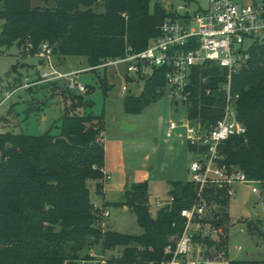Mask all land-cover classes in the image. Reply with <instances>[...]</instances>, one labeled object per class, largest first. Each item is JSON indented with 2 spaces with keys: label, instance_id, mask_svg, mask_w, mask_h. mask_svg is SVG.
<instances>
[{
  "label": "trees",
  "instance_id": "16d2710c",
  "mask_svg": "<svg viewBox=\"0 0 264 264\" xmlns=\"http://www.w3.org/2000/svg\"><path fill=\"white\" fill-rule=\"evenodd\" d=\"M38 1L43 6H33V0H0V47L16 46L25 58L46 42L54 56L80 58L97 67L122 57L127 46L145 49L166 17L165 8L157 3L151 6V0ZM163 76V69L155 70L139 95L125 96L124 113L138 115L161 99ZM203 77L207 84L202 83ZM191 81L189 119L203 123L218 118L223 97L217 91V83L223 81L219 70L196 68ZM99 88L105 95L111 87L102 79ZM207 88L209 95H205ZM231 92L238 94L236 113L246 135L226 142L225 164L264 182V41H255L249 48L246 67L232 76ZM78 108L71 104V113L62 114L57 134L52 129L38 136L0 133V264H92L95 260L89 251L95 247L102 252L122 248L119 257L103 264H160L169 258L164 248L183 230L180 211L191 203L192 183H170L172 205L154 217L147 183H126L123 202L117 205L135 215L142 233L102 230L88 186L94 182L96 193L103 188L102 118L91 112L80 114ZM227 201L221 202L224 210L217 225L226 217ZM226 238L224 234L216 244L206 242L209 247L225 246ZM227 264H264V260L230 259Z\"/></svg>",
  "mask_w": 264,
  "mask_h": 264
},
{
  "label": "rangeland",
  "instance_id": "374dc122",
  "mask_svg": "<svg viewBox=\"0 0 264 264\" xmlns=\"http://www.w3.org/2000/svg\"><path fill=\"white\" fill-rule=\"evenodd\" d=\"M170 0H151L163 8ZM202 6L205 0H198ZM245 3H264V0H237ZM178 4V3H177ZM33 6H43L38 0H33ZM195 9L194 5L190 6ZM101 11V8L97 9ZM2 21H0V26ZM264 41V30L258 36ZM253 40H245L244 47ZM33 55L23 58L19 56L16 46L0 47V133H13L38 136L52 129L57 134L56 126L64 112L71 113V104L79 105L77 112L93 113L102 118L105 140L122 150V158L117 159L112 150L109 163L114 168V175L108 181V191L105 190V200L109 202L106 209L101 205V193H92V200L99 206L95 207L100 214L98 226L102 230L118 232L124 235L138 236L142 229L137 225L135 215L117 205L123 202L126 183L146 182L149 189V211L155 216L157 210L154 204L157 198L164 194L167 181H189L188 165L196 158L181 138L174 135L171 139L165 137V130L170 120L179 122L188 116L189 105H175L167 89L161 99L150 104L138 115L123 112V99L127 95L140 94L143 83H132L125 77V65L108 66L105 69L89 67L80 58H62L54 56L55 64H61L67 72L78 71V81L87 87L84 94H73L51 83L40 82L33 74V67L38 60ZM79 62H83L80 66ZM23 64L9 78L6 74L15 64ZM105 79L107 87H111L105 95L102 93L100 81ZM126 85L128 91L121 95V88ZM80 97V101L78 98ZM29 110V113L27 111ZM186 115V116H185ZM134 126L124 130L122 123ZM178 133H181L178 132ZM169 145L174 146L173 150ZM112 149H114L112 147ZM111 150V147H110ZM116 159V160H115ZM105 179V178H104ZM172 183V182H171ZM92 182H89L91 188ZM170 186V184H167ZM259 193L254 194L249 186L237 185L233 188L234 196L227 201L226 217L221 227L224 228L225 246L209 247L207 256L213 264H227L230 257L240 261L264 260V182L257 184ZM94 206V205H93ZM109 212L108 217L101 214ZM222 219V218H221ZM220 241L222 236L215 237ZM122 248L102 252L93 248L89 254L94 262L119 257ZM77 264H82L81 262Z\"/></svg>",
  "mask_w": 264,
  "mask_h": 264
},
{
  "label": "built area",
  "instance_id": "2783aa9c",
  "mask_svg": "<svg viewBox=\"0 0 264 264\" xmlns=\"http://www.w3.org/2000/svg\"><path fill=\"white\" fill-rule=\"evenodd\" d=\"M191 5L195 9H191ZM165 10L166 17L158 26V35L147 41L145 49L136 51L127 46L122 57L107 59L97 67L124 64L126 79L137 84L142 82L143 86L155 70L163 69L165 89L175 105L184 103L189 107L193 71L212 66L219 70L223 78L217 83V91L223 94L219 117L202 123L185 115L179 122L170 120L165 130L167 139L179 136L196 158L188 165L193 196L189 206L180 211L183 230L164 248L169 258L160 262L213 264L207 256L206 241L216 244L219 241L215 237L224 236V228L217 225L224 210L221 202L234 196L233 188L237 185L249 186L250 191L257 194L256 185L262 182L247 178L236 165L225 164L223 147L229 139L246 135L245 125L237 118L238 94L231 92V79L246 67L249 48L259 41L258 36L264 30V3L205 0L202 6L198 0H170ZM248 38L253 42L244 47ZM35 57L38 62L33 74L40 82L54 84L73 94L87 91L77 79L78 72L58 68L48 43L40 44ZM201 81L207 84V77ZM127 91L123 85L121 95L125 96ZM210 92L207 88L205 95ZM172 202L169 194L166 199L157 198L154 207L158 211L170 207ZM101 215L108 217L109 213L104 211Z\"/></svg>",
  "mask_w": 264,
  "mask_h": 264
},
{
  "label": "crops",
  "instance_id": "0c3cea01",
  "mask_svg": "<svg viewBox=\"0 0 264 264\" xmlns=\"http://www.w3.org/2000/svg\"><path fill=\"white\" fill-rule=\"evenodd\" d=\"M79 65L80 66H82L83 65V62H79ZM57 66H58V68L60 69V70H62V71H64V72H67V71H65L64 69H63V67L61 66V64H57ZM71 71H73V70H71ZM76 72H78V71H76ZM124 112V111H123ZM122 129V128H121ZM102 137H103V145H104V153H105V162H104V168H103V171H104V173H105V175H107L109 178H106L105 177V179L103 180V188H102V194H101V205L106 209V207H108V206H104L103 204H108L109 205V202L108 201H106L105 200V190L106 191H108V187H109V185H108V181H110L111 179H112V177H113V175H114V168L112 167V165H111V163H109L110 161H109V156L112 154V150H114V151H116L114 154L116 155V157H117V159L119 160L120 158H122V156H123V154H122V150H121V148L119 149V148H117L116 146H112V145H108L109 144V142L108 141H106L105 140V136H104V130H103V128H102ZM110 147H111V150H110ZM112 147L114 148V149H112ZM169 149L170 150H173L174 149V146H172V145H169ZM116 160V159H115ZM171 182H176V181H167L166 182V184H165V190H164V194L160 197L161 199H166L167 197H168V195H169V189H170V186H168L167 184H170ZM178 182V181H177ZM136 183H138V182H136ZM94 182H92V186H91V188H89V192H90V201H91V203L94 205V208L95 207H97V206H99L98 204H96L93 200H92V193L93 194H95L96 196L98 195V194H96L95 193V188H94ZM148 193H149V189H148ZM99 196V195H98ZM155 208V207H154ZM122 209H124V210H127V208L125 207V206H122ZM157 210V209H156ZM108 212V211H107ZM109 213V212H108ZM231 258V257H230ZM233 259H235L234 257H233Z\"/></svg>",
  "mask_w": 264,
  "mask_h": 264
},
{
  "label": "water",
  "instance_id": "95a60500",
  "mask_svg": "<svg viewBox=\"0 0 264 264\" xmlns=\"http://www.w3.org/2000/svg\"><path fill=\"white\" fill-rule=\"evenodd\" d=\"M23 67H24L23 64H18V63L15 64L12 67L11 71L6 74V77L9 78V76H10L11 73H15L18 70V68H21L22 69ZM133 128H134V126L128 125V124H126L124 122L122 123V129H124V130H130V129H133ZM171 190H172V188L169 189V192H171ZM230 259H233V256H231Z\"/></svg>",
  "mask_w": 264,
  "mask_h": 264
}]
</instances>
